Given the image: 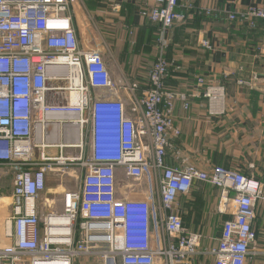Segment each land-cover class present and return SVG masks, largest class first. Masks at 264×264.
<instances>
[{"label": "built area", "instance_id": "2783aa9c", "mask_svg": "<svg viewBox=\"0 0 264 264\" xmlns=\"http://www.w3.org/2000/svg\"><path fill=\"white\" fill-rule=\"evenodd\" d=\"M143 1L142 15L160 37L139 95L123 75L112 77L111 54L90 15L93 37L85 46L75 8L85 9L81 0H0V264H193L199 256L246 264L264 254L251 249L264 203L256 176L167 165L180 137L174 100L185 110L189 104L166 89L164 48L167 32L185 17L180 0ZM226 19L264 27V5ZM223 92L209 86L204 96L212 102ZM200 183L220 191L218 213L227 217L208 249L186 225L182 204Z\"/></svg>", "mask_w": 264, "mask_h": 264}, {"label": "crops", "instance_id": "0c3cea01", "mask_svg": "<svg viewBox=\"0 0 264 264\" xmlns=\"http://www.w3.org/2000/svg\"><path fill=\"white\" fill-rule=\"evenodd\" d=\"M82 3L93 4L88 11H92L89 14L96 31L109 42L115 59L119 56V63L113 60L121 76L128 74L141 95L147 90L148 75H133L134 70L138 68L137 61L155 60L160 37V27L142 15L146 9L144 1L82 0ZM260 5H264V0H180L178 11L185 19L176 22L166 35L165 86L175 94H185L189 107L185 110L180 99L174 100L173 120L180 137L167 154L169 167L183 163L203 168L207 164H221L226 169L256 176L264 185V27L257 22L251 29L226 19L231 12ZM79 28L85 46L90 45L93 37L90 24L82 20ZM203 41L212 49L204 48ZM124 58L132 60L133 65L124 62ZM199 79L205 84L200 85ZM209 86L223 87L219 100L210 102L204 96ZM202 197L206 207L199 210L197 204ZM208 198L194 191L183 198L188 205L183 206L186 225L204 237L201 249L216 245L222 224L218 208L206 211ZM256 217L257 239L251 249L264 253V204L257 206ZM208 261L199 256L193 264H213ZM246 264H264V254L250 258Z\"/></svg>", "mask_w": 264, "mask_h": 264}, {"label": "rangeland", "instance_id": "374dc122", "mask_svg": "<svg viewBox=\"0 0 264 264\" xmlns=\"http://www.w3.org/2000/svg\"><path fill=\"white\" fill-rule=\"evenodd\" d=\"M82 1V0H81ZM76 5V4H75ZM86 5V4H85ZM76 8V15H77V17H80L82 20H83V22H85V20L86 21H88V15H90L89 13H92V11H88L89 10V8H88V6H87V8H86V6H85V9L83 8V6L78 2L77 3V6L75 7ZM92 20H93V18H92ZM93 23H94V21H93ZM107 44V47H108V49H109V42L108 43H106ZM167 46H168V41H167V38H166V48H167ZM166 48H164V50L166 49ZM109 52H111L110 51V49H109ZM111 54V56L109 55V54H107L105 57H106V59H107V61L111 64L110 66H111V73H112V75H113V77H114V79H117L118 77H121V74H122V72H121V70H120V72H119V70L117 69V67L115 66L116 64H115V62H114V60L117 62V63H119V56H117V58L115 59V57H114V55L112 54V52L110 53ZM123 55H125L126 57H127V54H123ZM123 55H122V57H123ZM158 55V54H157ZM114 59V60H113ZM118 59V60H117ZM157 59V56L155 57V60ZM155 60L154 61H144V62H142V61H137V69L136 70H134L135 72H134V74L133 75H139V76H145V75H148V73L150 72V70L152 69V66H153V64L155 63ZM123 61L124 62H128V64H131V65H133V62H132V60H128V59H126V58H124L123 59ZM150 66V68L148 69V67H146V66ZM121 69H122V67H121ZM129 69V68H128ZM128 69H127V71H128ZM126 78L128 79V80H130V81H133V79H131V78H129V75L127 74V76H126ZM210 160V159H209ZM208 165V168H211V167H220V168H225V167H223V166H221V164H219V165H214V164H207ZM49 185V187L48 188H51V187H53L54 185H53V183H49L48 184ZM7 192L9 191V188H7V190H6ZM193 191L194 192H197V193H201L203 196H205L206 197V195L209 197L207 200L208 201H206L207 203H208V209L206 210V211H208V212H211V211H216V209L218 208V206H219V203H220V200H221V196H220V191L217 189V188H215V187H212V186H210V185H207V184H201L200 183V185L199 184H196L195 186H194V189H193ZM7 192H5V193H7ZM196 194V193H195ZM182 202H183V206H188V205H186L185 204V199H183L182 200ZM260 204H264V203H259V205ZM196 205V204H195ZM198 205V207L197 208H199V210L200 209H205V205H206V203H205V198L204 197H202L200 200H199V203L197 204ZM2 216V215H1ZM0 216V217H1ZM226 219V216L225 215H222V222L224 221ZM257 217H256V220H255V222H254V225H253V230L255 231V233L257 234ZM211 232V231H210ZM256 239H257V236H256ZM208 262H210V260L208 261Z\"/></svg>", "mask_w": 264, "mask_h": 264}, {"label": "bare ground", "instance_id": "6f19581e", "mask_svg": "<svg viewBox=\"0 0 264 264\" xmlns=\"http://www.w3.org/2000/svg\"><path fill=\"white\" fill-rule=\"evenodd\" d=\"M218 95V93L216 94ZM72 102L75 103L76 102V98L72 97ZM61 134L59 132H52L50 135V140H54V141H58V136H60ZM71 133H69V136L71 137Z\"/></svg>", "mask_w": 264, "mask_h": 264}, {"label": "trees", "instance_id": "16d2710c", "mask_svg": "<svg viewBox=\"0 0 264 264\" xmlns=\"http://www.w3.org/2000/svg\"><path fill=\"white\" fill-rule=\"evenodd\" d=\"M86 6H88V8L91 10L92 9V7H93V4H91V3H89V4H87ZM156 26H157V24H156ZM159 27V26H158ZM157 27V28H158ZM159 29V28H158ZM167 76H168V72H167V75H166V79H167ZM166 79H165V82H166ZM165 85H166V83H165ZM226 219H227V217H226Z\"/></svg>", "mask_w": 264, "mask_h": 264}]
</instances>
